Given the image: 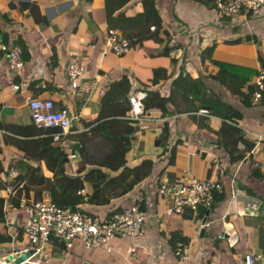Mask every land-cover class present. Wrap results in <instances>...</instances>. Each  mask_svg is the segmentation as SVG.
<instances>
[{
	"label": "crops",
	"instance_id": "1",
	"mask_svg": "<svg viewBox=\"0 0 264 264\" xmlns=\"http://www.w3.org/2000/svg\"><path fill=\"white\" fill-rule=\"evenodd\" d=\"M138 1H127L121 7L122 16L106 18L103 0H0V42L3 35L9 42L17 38L22 41L29 56L16 73L7 69L0 52V125L31 123L24 99L10 90L9 86L14 82L37 81L44 75L46 87L34 91L38 97L57 99L56 93L66 89L64 65L72 53L84 64L85 73L95 79L93 91L80 108L84 128L81 131L87 128L84 123L97 114L100 97L111 81L125 75L130 90L127 96L133 92L143 94L151 89L165 95L176 71L183 69L198 77L205 88L240 112L235 124L244 130L264 134L260 130L264 120L255 122L258 117H264V102L246 106L238 96L208 77L216 70L209 58H204L201 63L197 59L200 49L214 44L210 59L257 69L258 55L264 56V7L245 18L236 16L220 20L212 6L206 7L194 0H154L160 19L156 28L154 23L133 26L127 21L141 11ZM20 3L35 4L46 22L35 23L28 10L19 7ZM106 28L127 35L133 32L134 35L127 37L130 40L127 54L116 57L101 53ZM246 35L248 40L243 43L242 40L225 42ZM177 47L180 51L176 54L174 49ZM153 70L157 71L154 84L151 83ZM252 76H248L243 92ZM66 100L71 106V100ZM195 111L166 116L156 108L145 111L149 120L144 124L134 123L137 128L131 134L125 157L128 167L149 159L152 162L149 174L129 192L111 199L108 204L91 205L81 201L76 206L89 214L105 216L138 202L147 214L143 237L135 245V257L126 256V242L114 240L113 250L108 253L110 258L104 264H241L246 252H260L261 259L255 264H264V178L252 168L248 156L252 150L258 158L264 159V141L257 142L251 135L243 134L232 144L221 142L220 125L223 120L214 114L213 118L207 119L195 114ZM162 131H168V144L163 152L162 147L154 144ZM8 134V131L0 129V197L4 194L5 182L1 174L8 166L13 167L16 174L20 173L18 181L23 182L28 197H42L43 191L39 192L38 181L33 182V178L38 175L51 178V172L43 161L31 157L26 163L33 169L27 177L22 176L24 164L19 171L16 167L21 152L4 140V135ZM224 138L231 140L228 135ZM80 166L79 161L76 169ZM65 169L70 174L76 171L71 170L68 164ZM160 170L170 178L178 177L184 171L197 178L212 177L219 181L221 190L227 195L211 205L203 226L200 225V218L204 213L197 216L202 208L186 210L183 215L163 216L161 212L166 202L156 193V177ZM83 189L84 193H89V183H84ZM235 193L256 199L261 207L244 206L234 199ZM0 212L2 263L7 260L6 255L10 251L18 249L19 242L12 247L9 244L10 232L22 222L24 215L14 203H2ZM173 234L184 238L189 245V257L183 262L176 261L172 255L173 246L168 239Z\"/></svg>",
	"mask_w": 264,
	"mask_h": 264
},
{
	"label": "built area",
	"instance_id": "2",
	"mask_svg": "<svg viewBox=\"0 0 264 264\" xmlns=\"http://www.w3.org/2000/svg\"><path fill=\"white\" fill-rule=\"evenodd\" d=\"M213 10L220 20L231 19L236 16L245 18L249 13H254L264 7V0H213ZM153 29L152 26L149 27ZM130 50V40L112 28H106L101 48L102 54H113L121 57ZM180 48L174 49L179 53ZM0 52L5 59V65L11 72L18 73L24 61L21 57V49L13 42H0ZM66 89L56 93V98L38 97L35 89H44L46 77L41 76L33 85L28 80L12 83L11 91L18 93L24 99L31 123L40 129H53L51 143L73 144L67 135L83 130L81 125L80 108L95 86L94 76L85 73V66L74 54H69L64 65ZM249 103L259 105L264 102V67H258L252 76ZM143 94L133 92L127 96L128 110L121 118L137 124H144L149 117L142 111L141 99ZM71 100V106L67 103ZM197 115L205 118H213L214 115L207 108H198ZM223 120V119H221ZM224 121V120H223ZM237 126L242 134L251 135L255 141H264V134L244 130ZM68 149V148H67ZM248 156L253 169L258 170L264 176V159L258 158L252 150ZM78 157L69 149L66 151V163L71 170L76 169ZM15 170L8 166L1 178L3 184V204H9L16 200L17 207L22 211L24 219L12 228L10 232V246L19 242L18 249L9 253L20 255L28 252V256L18 263H13V258L0 264H52L51 253L56 252L58 244L65 249L74 246L84 250L100 249L106 253L113 250L112 241L126 242V256L135 257L136 242L142 239L144 234V221L147 217L138 202H132L128 206L114 210L105 216L89 214L77 208L71 209L55 204L51 201L49 192L44 191L42 197L34 199L28 197L23 182L15 180ZM156 193L166 205L161 212L163 216L183 215L186 210L195 211L197 208L207 210L211 208L212 198L215 192L221 190L218 180L207 177L197 178L184 171L180 176L170 178L166 172L160 171L156 177ZM84 193V189L76 191ZM189 245L187 242L176 239L172 249V255L178 262L188 259ZM261 259L260 252H246L242 256L241 264H255Z\"/></svg>",
	"mask_w": 264,
	"mask_h": 264
},
{
	"label": "trees",
	"instance_id": "3",
	"mask_svg": "<svg viewBox=\"0 0 264 264\" xmlns=\"http://www.w3.org/2000/svg\"><path fill=\"white\" fill-rule=\"evenodd\" d=\"M103 1L106 18H110L112 15V18H116L123 15L121 7L129 0ZM194 1L206 7L212 6L211 0ZM138 2L140 3L141 11L128 18L127 21L133 26H138L140 23H154L157 28L160 24V19L154 0H139ZM19 7L27 9L35 23L46 22L45 18L39 14L35 4L20 3ZM122 31L124 30L122 29ZM121 34L126 37L134 35L133 32H130V35L123 32ZM242 39L248 40V36L225 40V42H239ZM2 41H7L6 35L2 36ZM13 43L20 47L22 60L26 61L29 56L22 41L16 38ZM213 46L214 44H211L199 50L197 54L198 62L201 63L204 58H209L216 70L215 73L208 75V77L222 84L231 94L238 96L248 106L249 93L252 88L247 85L245 92H243L242 87L246 83L248 76L255 74L256 69L210 59L209 56ZM258 64L260 67H264V56L258 55ZM156 73L157 71L153 70L152 84L156 82ZM34 82H30V84L33 85ZM129 91V83L125 75L111 81L100 97L97 114L94 118L84 123L87 127L86 130L67 135L68 139L73 141L71 145L65 143L52 145L50 134L54 130L36 128L32 123L25 125L3 123L0 125V129L10 133V135H4V140L21 152V158L17 160L16 164L18 171L24 164V174L22 176L27 177L33 169L30 164L26 163L28 159L32 157L37 161H43L45 167L52 174L51 178L38 175L33 178V182H36L37 179V183L40 186L39 192H49L52 202L71 209L77 208L76 206L81 201L91 205H105L111 199L129 192L134 185L149 174L152 165L149 159L141 160L133 167L126 165L125 154L129 150L132 139L128 135L134 132L135 125L131 121L121 118L129 108L127 102ZM141 103L143 112L156 108L164 116L171 113L191 112L201 107L207 108L212 114L224 120L220 125L223 137L221 142L232 144L240 140V135H243L240 129L234 125L237 118H240V112L220 100L213 91L205 88L198 77L191 76L183 69L176 71L175 76L170 81L167 94L161 95L155 89L145 90ZM225 135H228L231 140L227 141L224 138ZM167 136L168 131H162L161 137L154 140L155 145L162 147V152L168 144ZM65 148L74 152L81 163V166L72 174L66 172L65 169L67 165ZM20 177V173L16 174L15 180ZM28 179L31 178L29 177ZM84 183H89L90 192L77 194L76 191L82 189ZM226 195L222 190L215 192L212 198V205L223 200ZM38 198H41V196ZM2 203L3 200L0 197V210ZM11 203L17 206L16 200H12ZM204 211L203 209L199 211L197 216H201ZM1 217L2 213L0 212ZM176 239L185 241L184 238L173 234L168 239L171 247ZM65 250L62 244H58L55 249L58 253Z\"/></svg>",
	"mask_w": 264,
	"mask_h": 264
},
{
	"label": "rangeland",
	"instance_id": "4",
	"mask_svg": "<svg viewBox=\"0 0 264 264\" xmlns=\"http://www.w3.org/2000/svg\"><path fill=\"white\" fill-rule=\"evenodd\" d=\"M243 37V36H242ZM247 40L242 39V43ZM264 117H258L255 122H263ZM260 130L264 131V126L260 125ZM79 162V160H78ZM53 264H82L85 260H90L96 264H104L110 258V254L100 249L84 250L82 247H73L63 252H52Z\"/></svg>",
	"mask_w": 264,
	"mask_h": 264
},
{
	"label": "water",
	"instance_id": "5",
	"mask_svg": "<svg viewBox=\"0 0 264 264\" xmlns=\"http://www.w3.org/2000/svg\"><path fill=\"white\" fill-rule=\"evenodd\" d=\"M136 128L137 127L134 126V129H136ZM128 136H131V134H129ZM233 197L236 201H241L244 206L253 205V206H256L257 208L261 207V204L259 201H257L256 199H253L251 197H248L246 195H243L241 193H235ZM209 210H210V208L205 210L203 216L200 218V225L201 226H203L205 224V222L207 221V214H208ZM201 231H202V229H200V232ZM27 256H28V252H23L18 256H16L15 254L8 253L6 255V258L8 261H10L13 258V263H18V262L22 261L24 258H26ZM82 264H90V263L87 261H84V262H82Z\"/></svg>",
	"mask_w": 264,
	"mask_h": 264
}]
</instances>
